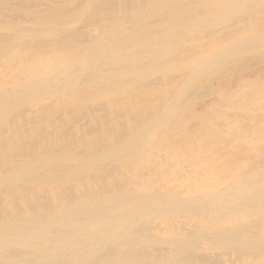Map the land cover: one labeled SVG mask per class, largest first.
Listing matches in <instances>:
<instances>
[{"label":"bare ground","instance_id":"obj_1","mask_svg":"<svg viewBox=\"0 0 264 264\" xmlns=\"http://www.w3.org/2000/svg\"><path fill=\"white\" fill-rule=\"evenodd\" d=\"M0 264H264V0H0Z\"/></svg>","mask_w":264,"mask_h":264},{"label":"rangeland","instance_id":"obj_2","mask_svg":"<svg viewBox=\"0 0 264 264\" xmlns=\"http://www.w3.org/2000/svg\"><path fill=\"white\" fill-rule=\"evenodd\" d=\"M201 102H200V99H199V102H198V104H200Z\"/></svg>","mask_w":264,"mask_h":264}]
</instances>
